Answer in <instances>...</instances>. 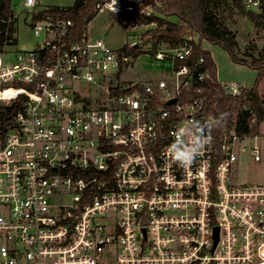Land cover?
<instances>
[{"label":"built area","instance_id":"built-area-1","mask_svg":"<svg viewBox=\"0 0 264 264\" xmlns=\"http://www.w3.org/2000/svg\"><path fill=\"white\" fill-rule=\"evenodd\" d=\"M37 5L24 0L43 40L6 64L0 52V264H264V184L232 176L237 143L251 137L237 117L212 130L191 167L165 155L180 128L216 118L205 57L188 40L156 51L148 42L141 51L165 74L129 81L131 52L91 31L107 14L139 50L170 19L164 0H99L76 42L71 18L33 20L50 8ZM220 85L246 102L247 86ZM250 152L261 160L257 145Z\"/></svg>","mask_w":264,"mask_h":264},{"label":"trees","instance_id":"trees-1","mask_svg":"<svg viewBox=\"0 0 264 264\" xmlns=\"http://www.w3.org/2000/svg\"><path fill=\"white\" fill-rule=\"evenodd\" d=\"M99 0H75L72 6H51L33 13V20H37L47 14L59 15L73 20L70 36L71 42H76L87 26V22L94 18V6ZM238 12L255 25L264 29V0H259V11H254L246 5L244 0H231ZM223 0H164V12L170 18L166 20V26L160 30L153 31L152 38L148 41L156 51L163 44L177 46L188 40L194 46L192 57L198 59L205 57V66L210 69L212 83L211 87L204 86L206 97V113L218 117L220 113H227L225 125L232 117H237L241 134L248 133L251 136L259 134L261 123L264 121V96L259 92L258 86L264 77V47L259 56H253L250 61L242 58L238 50L236 34L221 20L212 6H219ZM15 10L12 0H0V52L6 44H10L11 34L15 30ZM174 17L176 20H171ZM194 34L199 36L195 40ZM207 40L211 44L223 47L234 62L246 64L258 70V76L253 86L246 89L247 100L237 99L226 95L220 85L217 76V66L209 50L202 47L201 41ZM136 51L129 45H125L120 51L130 53ZM246 103L256 115V122L249 126V111L243 109ZM219 126V127H221Z\"/></svg>","mask_w":264,"mask_h":264},{"label":"rangeland","instance_id":"rangeland-1","mask_svg":"<svg viewBox=\"0 0 264 264\" xmlns=\"http://www.w3.org/2000/svg\"><path fill=\"white\" fill-rule=\"evenodd\" d=\"M245 2L247 0H244ZM38 8L68 7L75 0H37ZM15 10V30L11 34L10 44L3 48L2 57L4 64L12 60L17 50L35 48L44 36H35L31 28V12L24 6V0H12ZM248 8L259 11V4L251 3ZM221 20L236 34L238 50L242 58L250 61L253 56H259L264 47V29L255 25L246 16L240 14L231 0H223L221 5L212 6ZM171 20H176L174 17ZM95 38L104 39L112 48L120 49L130 41L123 27L114 24L107 14H99L90 25ZM195 40L199 36L194 34ZM202 47L209 50L217 66V76L221 82L236 81L247 87L254 85L258 76V70L246 64L234 62L228 52L219 45H214L207 40L201 41ZM162 47H166L165 44ZM151 48L148 41L140 44L139 50L131 52V59L123 77L129 81H151L165 74L166 63H157L145 50ZM144 50V51H141ZM145 53V54H144ZM144 54V55H143ZM259 92L264 96V77L259 82ZM241 145H247L246 151L239 150ZM257 145L261 160L256 161L250 152V148ZM233 179L237 184L257 185L264 184V121L261 123L259 134L237 143V160L233 167Z\"/></svg>","mask_w":264,"mask_h":264},{"label":"clouds","instance_id":"clouds-1","mask_svg":"<svg viewBox=\"0 0 264 264\" xmlns=\"http://www.w3.org/2000/svg\"><path fill=\"white\" fill-rule=\"evenodd\" d=\"M116 0H113L115 4ZM112 8V11H116ZM227 113H220L214 121L201 124L199 121H193L189 125L180 128L174 133L176 139L166 150L165 155L170 156L173 163L181 168L191 167L194 161L200 156L206 147H211L213 137L212 130L226 120ZM185 137H190V142H185Z\"/></svg>","mask_w":264,"mask_h":264},{"label":"water","instance_id":"water-1","mask_svg":"<svg viewBox=\"0 0 264 264\" xmlns=\"http://www.w3.org/2000/svg\"><path fill=\"white\" fill-rule=\"evenodd\" d=\"M175 102H176V98H173V99H171V100L166 101L165 104H166V105H170V104H173V103H175Z\"/></svg>","mask_w":264,"mask_h":264}]
</instances>
